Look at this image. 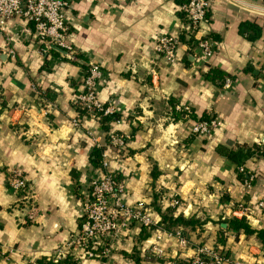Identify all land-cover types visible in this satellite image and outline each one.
Wrapping results in <instances>:
<instances>
[{"label":"crops","instance_id":"obj_1","mask_svg":"<svg viewBox=\"0 0 264 264\" xmlns=\"http://www.w3.org/2000/svg\"><path fill=\"white\" fill-rule=\"evenodd\" d=\"M67 1L73 53L40 43L21 19L0 36V264H51L78 233L83 194L99 174L92 164L96 150L107 152L127 206L145 204L159 223L176 198L185 218L206 222L189 233L187 251L165 237L163 259L139 252V262L129 257L145 242L138 243V230L135 244L127 242L106 261L69 258L60 264H191L197 246L218 251L226 264H264V243L256 233L228 231L224 242L217 241L220 221L233 211L254 231H264V209L258 206L264 203V155L244 157L240 164L255 177L250 189L240 180V166L227 157V152L246 155L243 149L252 147L264 151V0L212 1L201 35L218 48L204 66L182 40L180 9L186 0ZM244 23L259 27L261 37L251 41L242 35ZM161 37L182 41L178 64L157 58ZM91 64L108 75L100 102L114 104L119 114L105 126L82 116L75 128L73 98ZM211 69L232 79L229 90L205 79ZM170 101L197 119L215 114L218 129L208 138H191L197 121L174 122ZM112 134L130 137L122 154L107 149ZM14 171L36 196L34 223L24 219L7 186Z\"/></svg>","mask_w":264,"mask_h":264},{"label":"built area","instance_id":"obj_2","mask_svg":"<svg viewBox=\"0 0 264 264\" xmlns=\"http://www.w3.org/2000/svg\"><path fill=\"white\" fill-rule=\"evenodd\" d=\"M213 0H188L180 9L188 19V26H183V32L191 30L192 35L186 36V41L193 45L192 56L199 66L210 62L218 48L210 36L203 34L202 27L207 21ZM70 9V1L67 0H0V36L5 35L10 22L21 19L32 26L34 38L42 44L53 46L66 53H73L71 33L67 12ZM182 41L173 37H161L155 52L170 66L178 64L177 52ZM13 56V52L9 51ZM108 75L97 64H91L84 73L79 91L73 98V105L77 110V119L73 122L75 128L81 126V112L84 116L92 118L99 123L100 116H116L119 110L114 104L108 106L99 100V89L106 84ZM232 81L227 79L222 89L229 90ZM177 110L186 112L189 108L176 107ZM208 119L196 122L192 127V135L198 138H208L218 129L219 120L215 114H207ZM93 136V132L88 133ZM130 137L112 134L109 136L108 150L122 154ZM100 148V146H97ZM99 174L90 178L87 191L83 194L81 220L82 224L78 233L71 241L54 254V264L72 258L77 260H102L106 261L114 253L124 248L127 242L135 244L134 234L141 229L151 231V236L144 244L137 248L140 254H147L159 259L168 256L163 248L165 237H173L178 240L181 252L187 251L191 244L180 233L170 234L164 231L153 218V209L143 203L137 206H127L122 196L124 187L119 183L117 174L111 171L108 154L102 153V159L98 169ZM238 175H245L244 186L251 188L254 175L247 174L244 166L237 170ZM8 188L17 196V208L20 209L24 219L28 223H34L39 215V205L36 196L25 177L18 171L11 172L7 179ZM170 208H180L181 202L173 198L169 202ZM259 208L264 209V203H259ZM240 211V210H238ZM239 213V212H237ZM241 214L244 212L240 211ZM236 217V212H232ZM225 219V218H224ZM223 219V220H224ZM129 239V240H127ZM134 247V246H133ZM196 257L191 264H226V257H222L218 251L207 246H197ZM37 264V263H33Z\"/></svg>","mask_w":264,"mask_h":264},{"label":"trees","instance_id":"obj_3","mask_svg":"<svg viewBox=\"0 0 264 264\" xmlns=\"http://www.w3.org/2000/svg\"><path fill=\"white\" fill-rule=\"evenodd\" d=\"M187 2H188V0H186V2H184L182 4V6L185 5ZM180 13H181L182 22L187 27L188 26V19L183 12L180 11ZM240 32L242 35H245V37H247V39H249L251 41H255V40L259 39L262 35L261 29L259 27L255 26L254 24H251V23H244L241 26ZM189 35H192L191 30L189 32H183L182 40H183V43H185L188 46L190 51H192L193 45H192L191 41L185 40L186 36H189ZM205 79L210 81V82H213L217 86H222L224 84L225 80H227V79L232 80L231 78H227L226 75H224L223 73H221L217 69H211V71L205 75ZM176 107H177L176 102L170 101L169 117L174 122L185 123L189 119L199 122V121L208 119V116H204L201 119H197V117L193 114L192 110L189 112H186L183 110H177ZM81 115L84 116V113L81 112ZM98 116H100L99 123L102 126H105L107 123H109L114 118V116H102L100 114ZM193 137H196V136L192 135L191 138H193ZM243 150H245L246 155H238L234 152H227V157L232 162H234L238 166H240L244 157H250V156H255V155H264V151H261L260 148H258V147H252V148H247V149H243ZM101 159H102V151L96 150L95 156L92 160V164L95 167H99ZM158 175H159V173H158L157 169L155 168L153 170V179L155 180ZM240 180L245 181L246 176L240 175ZM158 197H159L158 195L154 196V205H157V206H158ZM177 209H179V208H167L165 210V212L163 213V215L161 216V221L159 222L158 225L167 233L174 234V235L177 233H180L182 237L188 239L189 233L194 231L198 227H202L206 221L205 220L202 221L199 218H197L196 216L185 218L183 216V214L181 212H179V210L177 211ZM81 224H82V220H80V226H81ZM223 225H225L226 228L223 229L222 228ZM140 231L141 232L137 237L139 244L143 241H146L151 236V231H149L147 229H141ZM228 231H233V232H238V233L243 232L247 236H251V235H254L256 233L257 238L261 242L264 243V231H254L245 218L238 219L236 217H232L230 219H224V220L220 221L218 238H217V241L219 243L224 242L223 241L224 234ZM136 247H138V245ZM136 247H135V250L132 252V255H130L129 257H131L135 262H139L140 259L138 257V252L136 250ZM124 255L126 256L125 253H124ZM68 260H69V258L67 260H65V262H68ZM40 264H43V263H40ZM46 264H49V262ZM51 264H53V261L51 262Z\"/></svg>","mask_w":264,"mask_h":264},{"label":"water","instance_id":"obj_4","mask_svg":"<svg viewBox=\"0 0 264 264\" xmlns=\"http://www.w3.org/2000/svg\"><path fill=\"white\" fill-rule=\"evenodd\" d=\"M223 227H225V225H223Z\"/></svg>","mask_w":264,"mask_h":264},{"label":"rangeland","instance_id":"obj_5","mask_svg":"<svg viewBox=\"0 0 264 264\" xmlns=\"http://www.w3.org/2000/svg\"><path fill=\"white\" fill-rule=\"evenodd\" d=\"M143 254V253H142Z\"/></svg>","mask_w":264,"mask_h":264}]
</instances>
